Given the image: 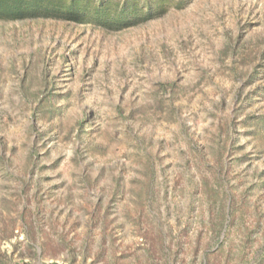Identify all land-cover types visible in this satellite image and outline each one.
I'll return each instance as SVG.
<instances>
[{
	"label": "rangeland",
	"instance_id": "rangeland-1",
	"mask_svg": "<svg viewBox=\"0 0 264 264\" xmlns=\"http://www.w3.org/2000/svg\"><path fill=\"white\" fill-rule=\"evenodd\" d=\"M104 1L0 22V264H264V0Z\"/></svg>",
	"mask_w": 264,
	"mask_h": 264
},
{
	"label": "trees",
	"instance_id": "trees-1",
	"mask_svg": "<svg viewBox=\"0 0 264 264\" xmlns=\"http://www.w3.org/2000/svg\"><path fill=\"white\" fill-rule=\"evenodd\" d=\"M93 2V3H92ZM0 0V22L28 23L53 21L64 24L87 25L105 31H122L148 20L139 15L135 4L112 10L104 0ZM150 7L148 8V10ZM113 11V12H112ZM52 103H49V106Z\"/></svg>",
	"mask_w": 264,
	"mask_h": 264
}]
</instances>
